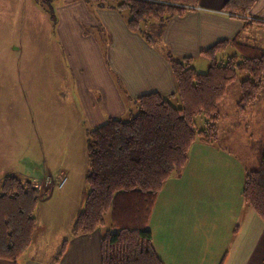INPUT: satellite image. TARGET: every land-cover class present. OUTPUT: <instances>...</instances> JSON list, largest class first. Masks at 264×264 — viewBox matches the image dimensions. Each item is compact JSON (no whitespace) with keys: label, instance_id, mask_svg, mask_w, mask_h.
I'll list each match as a JSON object with an SVG mask.
<instances>
[{"label":"crops","instance_id":"obj_1","mask_svg":"<svg viewBox=\"0 0 264 264\" xmlns=\"http://www.w3.org/2000/svg\"><path fill=\"white\" fill-rule=\"evenodd\" d=\"M225 1L198 0L182 15L167 19L160 36L150 44L127 28L123 11L99 7L87 0H54L56 24H51V31L71 78L68 90L73 108L66 115L73 128L87 130L108 118H124L141 94H173L175 82L163 48L176 57H191L193 67L203 71L207 68V60L200 54L203 49L237 33L246 40L252 33L264 30H242L241 17L221 9ZM249 17L264 20V0L255 1ZM71 116L78 119L72 120ZM231 122L234 121L230 119L228 128H223L219 117L217 140L213 143L194 141L185 166L169 176L157 194L147 227L152 246L165 264H264V221L241 194L245 172L252 164L246 163L250 159L246 151L232 145L237 142L228 143L236 133L235 122ZM5 124V116L1 115L0 179L6 174L24 175L21 161L15 156L20 139L14 133L19 131L14 125L10 127V150L6 154ZM236 137L239 139L237 133ZM263 139L264 134L259 140L260 149ZM245 142L240 141L242 146ZM53 159L50 156L48 163ZM50 170L47 166L40 179L33 174L24 177L37 188L39 200L48 201L57 192L54 203L61 204V209L51 211L57 220L67 214V225L72 224L84 186L67 193L68 176L55 181ZM63 178L65 181L59 186ZM187 191L195 203L189 200L175 205L172 196ZM197 200L203 203L198 205ZM36 221L30 246L15 261L0 258V264L50 263L60 245L53 250L46 247L42 252L37 242L49 224L46 220ZM104 232L99 227L89 234L70 235L57 264H101L100 241ZM198 239L216 240L206 254L200 252L203 242Z\"/></svg>","mask_w":264,"mask_h":264},{"label":"trees","instance_id":"obj_2","mask_svg":"<svg viewBox=\"0 0 264 264\" xmlns=\"http://www.w3.org/2000/svg\"><path fill=\"white\" fill-rule=\"evenodd\" d=\"M49 8L52 26L56 15L53 0H35ZM96 6L126 10V26L152 44L160 36L164 22L182 15L198 0H87ZM256 0H226L222 10L242 19L244 29L263 28L264 20L252 19ZM51 7L52 10H51ZM47 11V9H46ZM250 18V19H249ZM159 21L153 27V20ZM228 46L232 54L219 60ZM163 54L175 82V92L139 95L128 118H108L86 130L87 167L80 207L70 226V235L89 234L104 224L109 212V228L100 241L101 264H165L151 243L148 219L157 194L173 173L186 164L194 141L217 140L220 117L218 104L227 86L240 71L247 76L238 82L235 103L242 113L259 95L264 79V48L239 33L203 49L205 72H198L189 56L176 57L167 48ZM171 100L178 102L174 105ZM204 117L203 127L195 117ZM259 163L247 169L241 194L243 200L264 221V139ZM38 190L30 180L15 174L0 179V258L15 261L31 244L37 228L34 209ZM67 238L61 242L49 264H57Z\"/></svg>","mask_w":264,"mask_h":264},{"label":"rangeland","instance_id":"obj_3","mask_svg":"<svg viewBox=\"0 0 264 264\" xmlns=\"http://www.w3.org/2000/svg\"><path fill=\"white\" fill-rule=\"evenodd\" d=\"M53 2L54 0L51 2L52 6ZM49 8L48 5L45 7L35 0H0V116L4 115L6 119V154L10 150V127L14 125L16 132L19 131L14 133L16 136L19 134L20 139V148L16 149L15 156L21 161L22 174H33L34 178L40 179L46 174L48 166L51 168L53 180L68 176L70 184L67 182L65 188L69 193L77 191L80 185H85L83 176L87 167V135L86 130L82 128L74 129L73 124L69 123V116L66 115L69 108H73L68 90L71 78L51 31ZM123 12L128 14L126 10ZM153 21V27L148 26L151 29L159 23L155 19ZM250 37L258 46L264 48V30L252 33ZM232 52L234 48L228 46L217 58L225 59ZM205 70L206 67L198 72ZM246 76V72L240 71L236 79L227 86L226 93L218 104V110L223 128L229 126L230 119L235 122L234 131L239 139L235 133L228 143L237 142L232 145L249 154L250 159L246 160V163L252 164L249 166L251 169L258 165L262 149L259 140L264 134V79L256 100L245 111L238 113L235 108L239 98L238 82ZM171 102L178 105L175 100ZM71 118L78 119L76 116ZM127 118L128 115L124 117ZM203 121L202 115L196 116L195 126L203 127ZM243 140H246L245 146L240 143ZM50 156L54 158L52 163H48ZM24 175L18 177L26 180ZM56 194L57 192H54L48 201L39 200L34 209L36 220H46L49 224L48 231L44 232L37 242L42 252L46 247L48 250L55 249L64 238L70 236L71 223L67 225V214L64 219L57 220L51 211L61 209V204L54 203ZM172 198L175 199V205H184L189 200L194 202L188 191L186 194H175ZM202 203L203 201L197 200L198 205ZM100 227L104 231L109 228V212L105 213L104 224ZM198 240L203 242L200 252L208 254L212 248L211 242L216 239Z\"/></svg>","mask_w":264,"mask_h":264},{"label":"built area","instance_id":"obj_4","mask_svg":"<svg viewBox=\"0 0 264 264\" xmlns=\"http://www.w3.org/2000/svg\"><path fill=\"white\" fill-rule=\"evenodd\" d=\"M65 178H63V180H64ZM63 180L59 183V186H61V184L63 183Z\"/></svg>","mask_w":264,"mask_h":264}]
</instances>
